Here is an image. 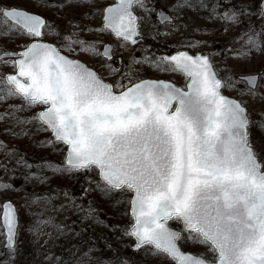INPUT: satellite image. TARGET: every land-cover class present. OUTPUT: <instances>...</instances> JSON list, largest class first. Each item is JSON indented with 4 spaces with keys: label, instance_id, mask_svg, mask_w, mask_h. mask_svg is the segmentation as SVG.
Wrapping results in <instances>:
<instances>
[{
    "label": "snow or ice",
    "instance_id": "1",
    "mask_svg": "<svg viewBox=\"0 0 264 264\" xmlns=\"http://www.w3.org/2000/svg\"><path fill=\"white\" fill-rule=\"evenodd\" d=\"M224 2L231 5L232 0ZM92 5L101 25L88 30L111 35L120 49L142 39V18L135 9L149 18L156 12L147 0H115L104 6L92 0ZM199 6L208 7L203 0ZM221 6L216 0L209 19L242 28L233 38L240 47L227 51L238 58L264 53V0H259L256 10L249 4L219 12ZM186 7L193 8V0H176L173 10ZM156 15L161 25L177 30L174 20L179 17L162 11ZM253 17H258V26ZM69 25L74 29L71 34L48 42L47 35L59 37L60 33L45 17L15 6H0V35L27 40L18 45L19 51L0 52L4 66L13 69L0 75V105H7L0 120L11 119L17 126L34 124L37 132L50 133L51 138L40 146L64 152L54 173H84L89 184L84 195L96 191L127 205L124 215L129 223L120 231L134 241L133 251L142 256L135 264H264V108L254 119L247 101L223 93L226 88L242 91L236 85L244 83L243 94L254 102L264 101V69L221 78L212 54L177 50L155 60L147 56L138 60L133 54L121 72L111 63L113 44L81 39L85 29L71 21ZM98 45L103 46L102 52ZM199 46V42L181 45ZM77 49L103 57L102 66L119 79L108 83L92 67L65 55L77 53ZM118 62L123 64L122 59ZM140 63L182 76L183 83L140 78L135 71ZM10 100L21 103L9 104ZM30 109L38 111L25 119L17 115ZM254 128L260 138H253ZM12 134L28 135L23 129ZM0 149L7 153L6 146L0 145ZM7 154L18 156L17 166L33 167L23 155ZM0 168L9 170L6 164ZM46 179L42 176L40 182ZM10 187L0 182V188ZM63 195L68 204L62 207H80L67 191ZM94 212L90 205L88 216ZM0 230L5 237L0 264H15L19 224L10 200L0 204ZM181 242L202 251H185ZM92 251L84 252L77 264L93 259L100 264ZM116 264L129 262L117 258Z\"/></svg>",
    "mask_w": 264,
    "mask_h": 264
},
{
    "label": "rangeland",
    "instance_id": "2",
    "mask_svg": "<svg viewBox=\"0 0 264 264\" xmlns=\"http://www.w3.org/2000/svg\"><path fill=\"white\" fill-rule=\"evenodd\" d=\"M10 0H0V6H20L27 8L32 11L44 14L49 19V23L52 29L60 33L58 37L55 34L47 35L45 39L50 42H55L61 39L65 35H69L74 30L70 25L69 21L73 25H79L84 28L85 31L80 33V38L89 42L102 40L104 43H111L114 45L113 48V61L111 62L113 67H118L121 72L126 70L127 65L131 62L132 55L135 54L136 59L142 60L143 57L147 56L153 60L159 56V45L162 43V38H166L167 42L173 46H181L183 44L199 42L200 46L195 48H187L192 53L201 52L204 54H212V59L215 64L218 74L221 78H225L228 75H232L234 78H238L239 75L249 74L258 72L260 69H264V53L255 52L247 58H238L233 52L227 51L231 48H239L240 44L233 43V38L237 36L242 28H235L231 25H226L223 21L218 19H209L211 12L203 10L200 13L194 12L195 14L189 13L187 7L180 12L173 10V5L176 0H147L150 6H154L156 11L159 9L166 10L170 12L174 17H179L175 19L174 23L177 25V30H173L170 25H159L156 21V12L151 14L149 18L140 9H135L141 19V33L144 41L136 46H128L126 49H120L118 47V41L115 40L111 35L107 34H96L89 31L88 29L96 28L101 25V20L98 15H95L96 9L92 5V0H23L25 6L20 5L17 1L13 2ZM111 0H96L101 6L107 5ZM205 0H203L204 2ZM199 0H196L198 4ZM202 2V0H201ZM216 3V1H214ZM221 7L218 8L219 12H223L227 7L235 6L237 10L245 7L249 4L253 5V10L255 5L259 3V0H232L231 5L220 0ZM63 5V6H62ZM253 22L259 25L258 17H253ZM227 27L228 31L225 32L223 29ZM157 33H160L159 35ZM5 38V39H4ZM0 37V52L11 51V42L16 40L21 43H25L26 38H17L15 36ZM9 39H13L9 41ZM99 50L102 52L103 46L98 45ZM146 50V51H145ZM219 53V55H217ZM70 55L72 58H77L88 64L89 66L98 69L105 79L115 83L119 76L109 75V69L103 67L104 58L100 56H92L88 53L79 52L77 53H65ZM119 59L123 60V64H120ZM227 71H224V69ZM11 67L4 66L3 60H0V75L12 72ZM135 71L140 78H158L160 76H165L172 78L176 84H182L183 78L179 75L172 73H164L158 69L152 67L148 63H140L135 65ZM165 74V75H163ZM236 88L242 91L224 89V93L237 98L238 100L247 101L248 109L252 113L254 119H258V112L261 108H264V101H253L252 98L246 94V84L240 83L236 85ZM261 91H264L262 89ZM11 104H15L13 100L9 101ZM5 110L4 105H0V113ZM21 127V129H19ZM7 129H12V132L21 133L26 131L28 135H13L12 132L7 131ZM35 129V125L25 124L22 126H17L14 122H4L0 120V145L6 146L7 153H13L18 148L21 151H26L27 148L37 146L34 144L39 141H44V133L40 134V139H33L29 134ZM261 137V133L255 128L253 129V138L257 139ZM34 142V143H33ZM29 144V146H28ZM48 153L45 155H54L57 157L58 153L53 147L49 146ZM5 150L0 149V164L4 162V158L8 157ZM24 152L21 153V155ZM52 153V154H51ZM39 170L41 167L39 166ZM51 171V170H50ZM49 171V173H50ZM44 176V173L38 172L32 175L30 179H27L34 186H42L44 182H40V178ZM54 175L47 177V180H52ZM21 173L14 179V184L16 187L8 188L7 190L0 188V204L5 199H12L19 211L20 215V227L18 231V254L15 260V264H53L47 260H44L46 254L55 252L59 250L61 246L62 237L58 231L53 230V227L48 224V215L51 213L49 208V203L45 201L39 202L36 208L29 210V204L27 200L29 199L28 194L25 190H28L26 180L21 181ZM64 179V178H62ZM45 182H47L45 180ZM21 186V189L19 188ZM10 194V196H8ZM47 221V223H45ZM173 227H176L174 224ZM2 231V230H0ZM5 237L0 234V250H3ZM133 244V242L131 243ZM182 246L185 250H190L192 252L202 251L199 246L192 244H185L182 242ZM198 249V250H196ZM2 259V257H0Z\"/></svg>",
    "mask_w": 264,
    "mask_h": 264
},
{
    "label": "trees",
    "instance_id": "3",
    "mask_svg": "<svg viewBox=\"0 0 264 264\" xmlns=\"http://www.w3.org/2000/svg\"><path fill=\"white\" fill-rule=\"evenodd\" d=\"M11 1H17L22 6L26 5L23 0H10L9 3ZM214 1L216 0H205L203 3L207 4L208 7L202 8L199 6L201 0H199L198 4L196 0H193L194 7L191 9L187 8V11L192 14H195L194 12L200 13L203 10L209 12ZM0 37L4 38L6 36L0 35ZM12 40L9 39V41ZM19 44H22L20 40L12 41L10 45L11 51H19ZM13 101L15 104L21 103L19 100ZM8 103L11 104L9 101ZM6 107L7 105H4L5 109ZM35 111H38V109H30L26 112L17 113V115L21 119L30 118ZM4 122L13 121L9 119L4 120ZM40 134L44 135V141L51 138L50 133L37 132L36 130H32L29 136H32L33 139H40ZM37 143L39 141L34 143L37 146L36 148L30 147L28 144L27 150L21 151V153L24 152V158L33 167L26 169L23 166H17L15 161L18 159V156L5 157L4 162L1 164H6L9 170L5 171L4 168H0V182L8 183L11 185L10 188H14L16 187L14 179L19 173H21V181L26 180V176L37 174L38 172L44 173L46 177L54 175L52 180L46 179L47 182H44L42 186H34L26 180L29 187L28 190H25L29 197L27 200L29 210L36 208L37 204L41 201L48 202L51 209V213L48 214L50 215L48 217V224L53 227V230L58 231L62 237L59 250L56 253L53 251L46 254L44 260L53 264H77L82 254L89 248H92L91 255L99 258L100 264H105V262L107 264H116L117 258L119 260H127L129 264L141 261V254L131 249L133 240L123 237L120 231V229L129 223V218L124 215L127 205L124 203L117 204L115 199L105 197L102 193L96 191L84 195V189L89 187L86 174L66 175L54 173L52 169L62 164L64 152L57 151L58 153L60 152V154H57V157L45 155L43 152L48 153L49 146H39ZM56 147L63 148V145H57ZM14 152L21 155L19 148ZM39 166L41 170H39ZM19 188L21 189V186ZM65 191L69 193V196L76 198L75 203L80 206L78 209L74 207H62V205L68 204L63 195ZM90 205L95 210L92 216H88ZM109 244H111V248L108 247ZM57 257L60 258L59 261H57ZM81 264H96V260L93 259L91 262L81 261Z\"/></svg>",
    "mask_w": 264,
    "mask_h": 264
},
{
    "label": "flooded vegetation",
    "instance_id": "4",
    "mask_svg": "<svg viewBox=\"0 0 264 264\" xmlns=\"http://www.w3.org/2000/svg\"><path fill=\"white\" fill-rule=\"evenodd\" d=\"M112 1H110V3H111ZM109 4V3H108ZM158 43V45H159V47H158V49L160 50L159 51V56H161V55H167V54H173V53H175V51H177V50H188L187 48H182L181 46H179V47H177V46H173V45H171V44H169V42H167V39L166 38H162V43L163 44H160L159 42H157ZM131 46V45H130ZM133 47V46H132ZM103 51V50H102ZM189 51V50H188ZM120 60V59H119ZM97 71H98V73L101 75V77L102 78H105L104 76H103V74L98 70V69H96ZM165 73V72H164ZM173 74V73H172ZM163 75H165V74H163ZM182 77V76H181ZM183 78V77H182ZM155 79H164V80H171V81H173L174 83H175V81L172 79V78H169V77H165V76H160V77H158V78H155ZM106 81H108L107 79H105ZM110 82V81H109ZM110 83H112V82H110ZM177 85H182V84H177Z\"/></svg>",
    "mask_w": 264,
    "mask_h": 264
},
{
    "label": "water",
    "instance_id": "5",
    "mask_svg": "<svg viewBox=\"0 0 264 264\" xmlns=\"http://www.w3.org/2000/svg\"><path fill=\"white\" fill-rule=\"evenodd\" d=\"M20 8V7H19ZM21 9H24V8H21ZM24 10H26V9H24ZM28 11V10H27ZM159 11H162V12H164L166 15H169V16H171L168 12H165V11H163V10H158L157 12H159ZM29 12H31V13H35V12H32V11H29ZM36 14H38V13H36ZM41 15V14H40ZM41 16H43V15H41ZM44 17V16H43ZM157 20H158V16H157ZM141 41H142V39H141ZM71 58V57H70ZM82 62V61H81ZM84 63V62H83ZM258 73V72H257ZM257 73H249V74H257ZM242 75H248V74H242ZM242 75H240V76H242ZM258 83H259V81H258ZM224 95H226V94H224ZM226 96H228V95H226ZM230 97V96H229ZM231 98H234V97H231ZM234 99H237V98H234ZM238 100V99H237ZM11 201L13 204H14V206L16 207V209H17V206H16V204L14 203V201H12L11 199H6V200H4L3 202H5V201ZM2 202V203H3ZM17 213H18V209H17ZM18 224H19V213H18ZM133 249V248H132Z\"/></svg>",
    "mask_w": 264,
    "mask_h": 264
}]
</instances>
